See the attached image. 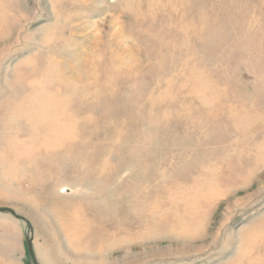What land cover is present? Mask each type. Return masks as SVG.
Masks as SVG:
<instances>
[{
    "label": "rangeland",
    "instance_id": "1",
    "mask_svg": "<svg viewBox=\"0 0 264 264\" xmlns=\"http://www.w3.org/2000/svg\"><path fill=\"white\" fill-rule=\"evenodd\" d=\"M0 208V264H264V0H0Z\"/></svg>",
    "mask_w": 264,
    "mask_h": 264
},
{
    "label": "water",
    "instance_id": "2",
    "mask_svg": "<svg viewBox=\"0 0 264 264\" xmlns=\"http://www.w3.org/2000/svg\"><path fill=\"white\" fill-rule=\"evenodd\" d=\"M0 213H9V214L13 215L15 218L25 221L24 218L20 217L13 210H11L9 208H0ZM27 245H28L29 252H30L31 258L33 260V263L38 264L34 250H33V246H32V239L27 238Z\"/></svg>",
    "mask_w": 264,
    "mask_h": 264
},
{
    "label": "bare ground",
    "instance_id": "3",
    "mask_svg": "<svg viewBox=\"0 0 264 264\" xmlns=\"http://www.w3.org/2000/svg\"><path fill=\"white\" fill-rule=\"evenodd\" d=\"M72 71H73V69H72ZM85 87H86V86H85ZM33 99H34V98H33ZM29 101H30V100H29ZM48 101H49V100H48ZM48 101H47V102H48ZM48 107H49V106H48ZM59 114H60V113H59ZM61 114H62V113H61ZM61 114H60V115H61ZM39 117H40V116H39ZM57 117H58V116H57ZM36 118H37V117H35V119H36ZM60 118H62V117L60 116L59 119H60ZM68 118H70V117L68 116ZM62 119H63V118H62ZM60 121H61V119H60ZM37 122H38V121H37ZM62 122H63V121H62ZM62 122H61V124H63ZM51 127H52V126H51ZM63 127H64V126H63ZM46 129H47V128H46ZM65 129H66V128H65ZM59 130H60V129H59ZM48 131H49V130H48ZM56 133H57V132H56ZM47 135H48V134H47ZM48 136H49V135H48ZM53 136H54V135H52V137H53ZM52 137H50V138H52ZM52 146H53V145H52Z\"/></svg>",
    "mask_w": 264,
    "mask_h": 264
}]
</instances>
